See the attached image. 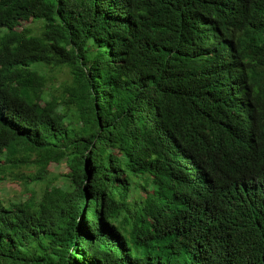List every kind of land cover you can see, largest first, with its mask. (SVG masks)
<instances>
[{
  "label": "trees",
  "instance_id": "obj_1",
  "mask_svg": "<svg viewBox=\"0 0 264 264\" xmlns=\"http://www.w3.org/2000/svg\"><path fill=\"white\" fill-rule=\"evenodd\" d=\"M9 176L0 264H264V0H0Z\"/></svg>",
  "mask_w": 264,
  "mask_h": 264
},
{
  "label": "rangeland",
  "instance_id": "obj_2",
  "mask_svg": "<svg viewBox=\"0 0 264 264\" xmlns=\"http://www.w3.org/2000/svg\"><path fill=\"white\" fill-rule=\"evenodd\" d=\"M23 24L31 26L35 29V32L39 31L40 23L37 21L35 22L33 20H29L28 22H23ZM48 78L47 91H53L55 94H58L57 89L61 83L69 80V75L65 70L56 69L51 72ZM49 170H51L54 174H59L64 172L66 167L64 164L59 166L51 165L49 166ZM43 187V185L41 187H37L36 191L38 195ZM29 194L30 190H28L19 179H16L13 176L6 177L4 180L0 181V197L7 203L17 201L18 199H25L26 196H29Z\"/></svg>",
  "mask_w": 264,
  "mask_h": 264
},
{
  "label": "water",
  "instance_id": "obj_3",
  "mask_svg": "<svg viewBox=\"0 0 264 264\" xmlns=\"http://www.w3.org/2000/svg\"><path fill=\"white\" fill-rule=\"evenodd\" d=\"M86 210H84V212H85Z\"/></svg>",
  "mask_w": 264,
  "mask_h": 264
}]
</instances>
